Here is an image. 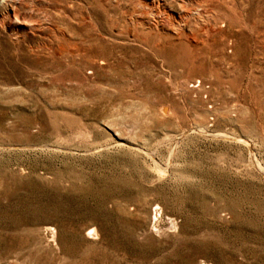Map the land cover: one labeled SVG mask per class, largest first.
Listing matches in <instances>:
<instances>
[{
	"label": "rangeland",
	"instance_id": "rangeland-1",
	"mask_svg": "<svg viewBox=\"0 0 264 264\" xmlns=\"http://www.w3.org/2000/svg\"><path fill=\"white\" fill-rule=\"evenodd\" d=\"M0 264H264V0H0Z\"/></svg>",
	"mask_w": 264,
	"mask_h": 264
},
{
	"label": "bare ground",
	"instance_id": "bare-ground-1",
	"mask_svg": "<svg viewBox=\"0 0 264 264\" xmlns=\"http://www.w3.org/2000/svg\"><path fill=\"white\" fill-rule=\"evenodd\" d=\"M170 17V16H169ZM164 21V20H163ZM187 21V20H186ZM157 22V21H156ZM159 23V22H158ZM156 24V23H155ZM151 28V27H150ZM177 28V27H176ZM180 29V28H179ZM172 30V29H171ZM206 31V30H205ZM159 32V31H158ZM207 32V31H206ZM177 33V32H176ZM185 36V35H184ZM179 38V37H178ZM186 46V45H185ZM185 48V47H184Z\"/></svg>",
	"mask_w": 264,
	"mask_h": 264
}]
</instances>
